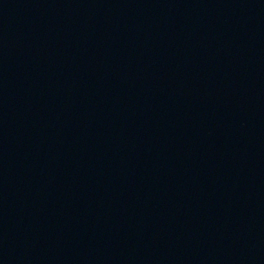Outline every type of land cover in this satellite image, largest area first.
I'll list each match as a JSON object with an SVG mask.
<instances>
[{"label":"water","instance_id":"1","mask_svg":"<svg viewBox=\"0 0 264 264\" xmlns=\"http://www.w3.org/2000/svg\"><path fill=\"white\" fill-rule=\"evenodd\" d=\"M0 264H264V0H0Z\"/></svg>","mask_w":264,"mask_h":264}]
</instances>
